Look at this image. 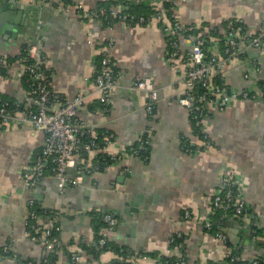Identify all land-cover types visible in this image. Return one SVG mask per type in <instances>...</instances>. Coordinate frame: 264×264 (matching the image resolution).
Returning a JSON list of instances; mask_svg holds the SVG:
<instances>
[{"label":"crops","instance_id":"crops-1","mask_svg":"<svg viewBox=\"0 0 264 264\" xmlns=\"http://www.w3.org/2000/svg\"><path fill=\"white\" fill-rule=\"evenodd\" d=\"M11 1L0 0V13L3 4ZM13 1L8 11L22 12L20 19L24 21L16 26L13 36L5 30L6 23L4 34H0V58L12 61L7 77L0 76V97L23 102L27 90L21 77L22 64L16 59L26 45L38 42L46 57L52 91L67 98L84 95L78 119L95 132L114 136L105 154H122L144 137L149 152L147 161L125 156L64 192L47 178L34 193L25 187L22 172L33 161L44 135L32 128L1 130L0 264H24L28 260L69 264L73 254L79 258L77 264H158L159 257H180V251L170 245L175 233L182 235L186 264H231L226 258L230 249L243 264L255 258L264 260L252 244L264 249V104L239 99L222 111L211 106L204 131L213 148L191 154L180 150L185 140L198 144L186 110L177 103L184 93L185 54L190 45L180 42V53L170 55L163 32L168 25L164 0ZM100 4L119 11L152 10L162 19H154L148 26L114 23L104 27L94 20H81L76 13L79 7L91 11ZM175 15L183 26L212 28L215 33L208 55L222 62L225 22L236 21L249 37L259 33L264 24V0H181ZM106 43L111 44L107 53L118 77L109 112L102 115L91 78ZM219 73L230 92H254L264 80V53L248 49L241 59L224 63ZM135 77L149 78L157 91L151 117L145 111L146 93L132 89ZM93 157L91 154L90 159ZM230 171L235 173L248 217L224 221V243L202 225L213 218L212 197ZM68 173L74 175L75 169ZM31 196L42 214L39 231L52 221L59 227L60 247L54 253L27 236L25 219ZM106 214L112 215L116 224L109 231H101L99 218ZM101 232L110 249L93 255ZM6 245L13 257L2 255ZM112 249L120 250V254Z\"/></svg>","mask_w":264,"mask_h":264},{"label":"built area","instance_id":"built-area-1","mask_svg":"<svg viewBox=\"0 0 264 264\" xmlns=\"http://www.w3.org/2000/svg\"><path fill=\"white\" fill-rule=\"evenodd\" d=\"M168 4L169 14L168 25L163 27L171 56H177L179 43L184 42L190 45L185 54L188 60V67L184 72V93L177 100L179 106L183 107L190 119L191 126L197 133L195 138L197 145H190L188 140L183 141L180 150L183 153L191 154L213 148V144L204 131V122L209 118V108L216 107L222 111L233 100H258L264 104V80L258 82L256 91H243L239 94L231 92L228 95V88L224 78L219 73L221 66L233 59H241L248 49L255 50L259 54L264 53V24L262 30L253 35L246 36L245 29L234 20L225 22L224 30V58L216 60L208 57V48L215 31L210 27L198 29L194 26H183L176 18L175 11L181 0H165ZM81 20H94L101 25L109 17L116 19L117 23L127 26H148L152 20L162 19V15L154 14L149 18L137 17L129 13H122L119 10H91L84 11L81 7L76 10ZM166 16V14H165ZM91 43L90 41L88 42ZM111 44H104L100 53L91 81L94 84L100 105L99 113L106 115L111 105V93L115 88V79L118 73L107 53ZM24 60H18L22 64V76L26 85V95L22 103L1 102L0 103V131L7 128H32L42 132L43 143L37 151L33 161L28 164L22 172V180L25 187L36 193L41 182L47 178L55 181L57 190L64 192L66 189L80 184L85 177L98 173L100 166L107 162L104 170L120 162L125 156L140 157L146 150L148 141L140 140L133 155L126 151L117 156L105 154V149L113 143L114 136L109 132H96L87 124L81 122L77 113L85 101V96L78 94L73 98H67L63 94L55 93L50 87V74L45 67L46 57L38 42H32L23 48ZM28 61V63H25ZM253 66L257 70V62L254 59ZM10 64L5 58H0V67H9ZM221 78L217 84L216 77ZM201 88L200 93L197 92ZM132 89L146 93L147 102L145 111L151 117L157 101V91L151 80L145 77H135ZM94 157L90 159V155ZM75 169V174L70 175L68 170ZM35 198L31 196L27 202V213L25 226L28 238L34 243H41L48 252L54 253L59 247V227L52 221L39 231L38 216L34 206ZM211 214L217 218L206 220L202 227L206 231H212L213 236L221 242L227 243V238L221 228L229 217L243 220L248 217L246 203L236 187V176L228 172L220 181L216 192L211 200ZM187 219L189 214L185 212ZM103 228L101 231L111 230L116 221L110 214L102 217ZM40 232L39 235H33ZM106 245L104 234H100L96 249L100 250ZM171 248L180 251L181 255L176 258L174 264H186L182 255L183 238L175 233L170 239ZM8 252V245L3 247ZM129 258V257H127ZM141 259V257H139ZM226 258L231 264H240L242 260L231 249ZM79 258L73 254L69 258V264H77ZM159 258H157V263ZM262 259L255 258L250 264H260ZM28 264H31L30 262Z\"/></svg>","mask_w":264,"mask_h":264},{"label":"trees","instance_id":"trees-1","mask_svg":"<svg viewBox=\"0 0 264 264\" xmlns=\"http://www.w3.org/2000/svg\"><path fill=\"white\" fill-rule=\"evenodd\" d=\"M100 9H103V10H107L108 12L110 11V6H108L107 4H100L99 6H97L96 8H95V10H100ZM164 10L165 11H167L168 10V4L166 3V1L164 0ZM120 12H122V13H129V14H132V15H134V16H137V17H144V18H149V17H151V16H153L154 14H158V12H155V11H152V10H144V9H132V10H124V11H120ZM165 14H166V17L169 19V14H167L166 12H165ZM114 23H117V20L116 19H112L111 17H109L106 21H104L103 23H102V26H104V27H110V26H112ZM208 57H210L209 55H208ZM24 58H26L25 57V54L23 53V51H21V53H20V56L16 59V60H24ZM8 61V63L9 64H11V60H7ZM25 63H28V61H26ZM0 76H3V77H7V67H0ZM22 81H23V84H24V86H25V88H26V85H25V83H24V78L22 77ZM215 81L217 82V84H219V83H221V78L218 76V77H216V79H215ZM27 89V88H26ZM201 90H203V89H201V88H198V90H197V92L198 93H200L201 92ZM1 102H8L9 104H11L12 105V103H16L15 101H12V100H10V99H6V98H1L0 97V103ZM98 110H100V105H99V103H98ZM210 115H209V113H208V117H209ZM101 132L102 131H96V134L98 135V136H100L101 135ZM193 133L194 134H196L197 133V130L195 129H193ZM142 140H145V137L144 138H142ZM146 141V140H145ZM186 141V140H185ZM189 143V142H188ZM138 144L139 143H137L136 145H134L132 148H128V149H126L125 151L128 153V155H133V151H131V150H134L135 148H137V146H138ZM146 150L142 153V156H140L139 158L142 160V161H147V158H148V152H149V146L148 145H146ZM106 164H108L107 162H104V164H102L101 166H100V170H99V172H102L103 170H104V167H105V165ZM33 208L35 209V212H36V214H37V216H38V221H41V216H42V214H41V210L39 209V207H38V204H37V202L36 201H34V206H33ZM217 218V215H215V216H213V218H212V221H214L215 219ZM99 222H100V224H99V230H101L102 228H103V226H104V224H103V221H102V218H99ZM97 227V228H98ZM209 233H211V234H213V232L212 231H210ZM40 234V232H38V233H36V234H33V235H39ZM99 238H100V235L99 236H97V240H96V245H97V242H98V240H99ZM96 245L94 246V248H93V250H92V252H91V254H93V255H98L97 253H102V252H105V251H107L108 249H110V247L108 246V243L106 242V245L104 246V248H102V249H100V250H97L96 249ZM114 252H117L116 254H120V250H117V249H112ZM124 254V253H123ZM2 255H4V256H10V257H13V255L10 253V251H8V252H4V250L2 249ZM125 258V257H124ZM157 258V257H156ZM153 259H154V257H153ZM175 261H176V259H174V258H164V257H162V258H160L159 257V261H158V264H174L175 263ZM31 263V264H35L34 262H32L31 260H28V261H26L24 264H28V263ZM43 264H49V262H47V261H44V263ZM240 264H243V263H240ZM260 264H264V261H262Z\"/></svg>","mask_w":264,"mask_h":264},{"label":"water","instance_id":"water-1","mask_svg":"<svg viewBox=\"0 0 264 264\" xmlns=\"http://www.w3.org/2000/svg\"><path fill=\"white\" fill-rule=\"evenodd\" d=\"M10 4H14V1L12 0L11 2H7V4H3L2 6V10H1V13H0V24H1V27H0V34H4V31L6 30L7 32H10L12 33L11 36L14 35L13 32H15L17 30V28L20 26L21 22H22V25H23V21L22 18L20 19V17H22L20 15V13L22 12H12V11H8V7ZM11 9V7H10ZM15 13V14H14ZM15 17L16 19L15 20H12V19H8V18H11V17ZM8 22H10L11 24H9L8 26ZM6 23V29L3 31V27ZM3 24V25H2ZM17 26V28H16ZM36 28V26H35ZM33 34H34V30H33ZM230 90L228 91V95L230 94ZM236 243V242H235ZM253 245H255V249H259L260 251V254L262 255L261 257L264 258V249L263 250H260V248L258 247L259 244H254L252 243Z\"/></svg>","mask_w":264,"mask_h":264}]
</instances>
